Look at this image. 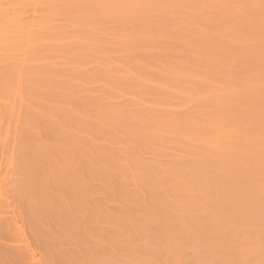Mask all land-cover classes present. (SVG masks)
Returning <instances> with one entry per match:
<instances>
[{
    "label": "rangeland",
    "instance_id": "1",
    "mask_svg": "<svg viewBox=\"0 0 264 264\" xmlns=\"http://www.w3.org/2000/svg\"><path fill=\"white\" fill-rule=\"evenodd\" d=\"M0 264H264V0H0Z\"/></svg>",
    "mask_w": 264,
    "mask_h": 264
}]
</instances>
